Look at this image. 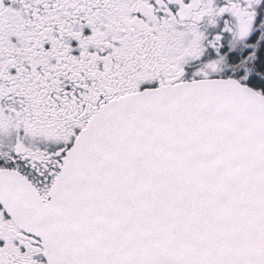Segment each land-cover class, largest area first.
Returning a JSON list of instances; mask_svg holds the SVG:
<instances>
[{"label":"snow or ice","instance_id":"obj_1","mask_svg":"<svg viewBox=\"0 0 264 264\" xmlns=\"http://www.w3.org/2000/svg\"><path fill=\"white\" fill-rule=\"evenodd\" d=\"M0 264H264V0H0Z\"/></svg>","mask_w":264,"mask_h":264}]
</instances>
